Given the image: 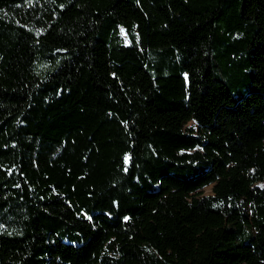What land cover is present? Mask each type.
Returning a JSON list of instances; mask_svg holds the SVG:
<instances>
[{
	"label": "trees",
	"instance_id": "1",
	"mask_svg": "<svg viewBox=\"0 0 264 264\" xmlns=\"http://www.w3.org/2000/svg\"><path fill=\"white\" fill-rule=\"evenodd\" d=\"M0 264H264V0H0Z\"/></svg>",
	"mask_w": 264,
	"mask_h": 264
},
{
	"label": "rangeland",
	"instance_id": "2",
	"mask_svg": "<svg viewBox=\"0 0 264 264\" xmlns=\"http://www.w3.org/2000/svg\"><path fill=\"white\" fill-rule=\"evenodd\" d=\"M122 35L123 37L127 40L126 38V34L124 31H122ZM190 123H188L189 125ZM211 193V186H207V187H204L203 190H202V194H210Z\"/></svg>",
	"mask_w": 264,
	"mask_h": 264
},
{
	"label": "snow or ice",
	"instance_id": "3",
	"mask_svg": "<svg viewBox=\"0 0 264 264\" xmlns=\"http://www.w3.org/2000/svg\"><path fill=\"white\" fill-rule=\"evenodd\" d=\"M125 219H127V217H125Z\"/></svg>",
	"mask_w": 264,
	"mask_h": 264
}]
</instances>
